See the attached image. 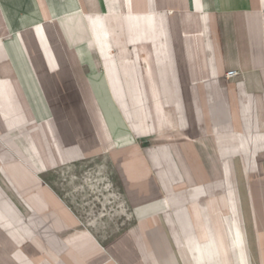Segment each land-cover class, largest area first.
<instances>
[{
  "label": "crops",
  "instance_id": "0c3cea01",
  "mask_svg": "<svg viewBox=\"0 0 264 264\" xmlns=\"http://www.w3.org/2000/svg\"><path fill=\"white\" fill-rule=\"evenodd\" d=\"M0 264H264V0H0Z\"/></svg>",
  "mask_w": 264,
  "mask_h": 264
},
{
  "label": "rangeland",
  "instance_id": "374dc122",
  "mask_svg": "<svg viewBox=\"0 0 264 264\" xmlns=\"http://www.w3.org/2000/svg\"><path fill=\"white\" fill-rule=\"evenodd\" d=\"M84 173H85V178H87L86 180H87V183L88 184H90L89 185V187H92L93 189H94V191L96 192V186H97V184H98V182H97V179H96V177L98 176L97 175V173H96V171H93L92 169L90 170V169H86L85 171H84ZM88 187V188H89ZM90 189V188H89ZM95 204H97V205H100L99 203H96L95 202ZM106 206L108 205V204H105ZM111 207V206H110ZM99 208H100V211H103V206H99ZM95 209V208H94ZM95 211V210H94ZM97 211V210H96ZM89 214H88V216L86 215V217H88V218H91L92 217V215H90V212H88ZM99 213H101V212H99ZM118 220H120V218H116L115 219V224L117 223V221ZM104 236H108V235H104Z\"/></svg>",
  "mask_w": 264,
  "mask_h": 264
},
{
  "label": "built area",
  "instance_id": "2783aa9c",
  "mask_svg": "<svg viewBox=\"0 0 264 264\" xmlns=\"http://www.w3.org/2000/svg\"><path fill=\"white\" fill-rule=\"evenodd\" d=\"M237 75V73L235 71H230L228 73H226L225 77L226 79H230V78H233Z\"/></svg>",
  "mask_w": 264,
  "mask_h": 264
}]
</instances>
